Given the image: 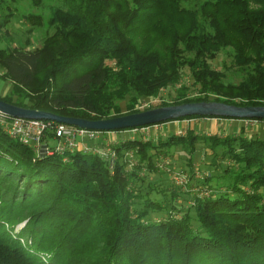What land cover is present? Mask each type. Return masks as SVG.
I'll use <instances>...</instances> for the list:
<instances>
[{
    "label": "trees",
    "instance_id": "trees-1",
    "mask_svg": "<svg viewBox=\"0 0 264 264\" xmlns=\"http://www.w3.org/2000/svg\"><path fill=\"white\" fill-rule=\"evenodd\" d=\"M43 20L34 49L0 37L9 104L87 120L154 99L264 105V0H57ZM222 51L231 65L216 70ZM163 139H120L110 167L79 148L48 155L52 131L36 150L0 129V264H264V134ZM176 145L206 195L144 185Z\"/></svg>",
    "mask_w": 264,
    "mask_h": 264
},
{
    "label": "rangeland",
    "instance_id": "rangeland-1",
    "mask_svg": "<svg viewBox=\"0 0 264 264\" xmlns=\"http://www.w3.org/2000/svg\"><path fill=\"white\" fill-rule=\"evenodd\" d=\"M57 0H44L43 6L33 7L30 5L29 0H2L0 1V24L3 20L4 15L11 13L8 16L9 21L0 25V37H4L5 34L12 38L13 46H24L27 49H34L39 45V39L49 34L51 30L45 27L43 19L46 18L49 8L56 4ZM29 15H42L41 25H35L26 20ZM33 26V27H32ZM34 28L31 33H28V29ZM5 44L3 40L0 39V48L4 47ZM224 65H231V57L227 52H220L211 61V66L220 70ZM2 69H0V95H4L9 92L10 83L9 81L3 80L1 78ZM184 78L187 76L184 74ZM229 79L236 82L238 78L233 74V69L229 70ZM167 91L161 92V97H166ZM168 101H170L168 99ZM161 102L160 99L145 100L142 101L139 108L144 110V108H155L157 104ZM191 130L198 136H212L216 135L220 138H224L227 135H240L244 134L246 136L258 134L262 136L264 134V121H249L245 120H235V119H225L218 117H202V118H190L181 120H172L164 123H158L154 125H149L142 128L120 130V131H109L100 132L95 140L83 139L82 142L79 140L77 147L82 150H90V148H95L96 153L106 157L110 163V167L113 165L114 153L111 147L116 144L120 139H137L139 138L142 142H146L148 139L154 140H164L163 138L169 136L183 137L186 136L187 132ZM98 140L100 143H98ZM53 145L56 140L51 141ZM176 154L173 157H168L167 155H159V160L157 162L158 173L154 175H149L144 185L150 180V186L159 185L161 187L165 186L171 190H177L179 194H185L186 191L190 193H200L206 195L198 186L193 182L190 186H187L186 173L180 166L186 161V155L181 152L176 145ZM130 164H135L131 153L128 154ZM175 158V159H174ZM193 168L195 172V178H201V172L199 168H206V164L203 163L202 157L197 161L193 162ZM159 170L161 172H159ZM168 174V175H167ZM23 226V223L18 225L15 229L16 231Z\"/></svg>",
    "mask_w": 264,
    "mask_h": 264
},
{
    "label": "water",
    "instance_id": "water-1",
    "mask_svg": "<svg viewBox=\"0 0 264 264\" xmlns=\"http://www.w3.org/2000/svg\"><path fill=\"white\" fill-rule=\"evenodd\" d=\"M0 113L11 118L50 120L85 130L109 132L142 128L186 116H213L235 120H264V105L236 106L216 101L187 102L177 105L155 107L107 119L87 120L60 116L38 109L22 108L0 99Z\"/></svg>",
    "mask_w": 264,
    "mask_h": 264
},
{
    "label": "built area",
    "instance_id": "built-area-1",
    "mask_svg": "<svg viewBox=\"0 0 264 264\" xmlns=\"http://www.w3.org/2000/svg\"><path fill=\"white\" fill-rule=\"evenodd\" d=\"M255 121L246 119V121ZM0 129L9 136L18 139L21 143L32 145L36 150L41 146V140L47 131L53 132V139L56 143L52 148L45 145V152L50 155L53 153H63L65 150L78 148L79 140H95L100 132L85 130L50 120L11 118L0 113ZM83 144V142H82ZM41 148V147H40ZM96 153L95 148L84 150V152Z\"/></svg>",
    "mask_w": 264,
    "mask_h": 264
}]
</instances>
